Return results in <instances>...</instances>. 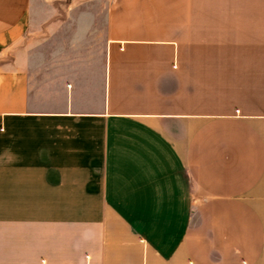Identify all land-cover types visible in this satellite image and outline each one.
<instances>
[{
    "label": "crops",
    "instance_id": "1",
    "mask_svg": "<svg viewBox=\"0 0 264 264\" xmlns=\"http://www.w3.org/2000/svg\"><path fill=\"white\" fill-rule=\"evenodd\" d=\"M33 3L0 0V264H264V0H110L93 98L32 85Z\"/></svg>",
    "mask_w": 264,
    "mask_h": 264
},
{
    "label": "rangeland",
    "instance_id": "2",
    "mask_svg": "<svg viewBox=\"0 0 264 264\" xmlns=\"http://www.w3.org/2000/svg\"><path fill=\"white\" fill-rule=\"evenodd\" d=\"M109 2L34 0V8L44 14L24 46L33 86L56 97L63 86L98 96L105 84Z\"/></svg>",
    "mask_w": 264,
    "mask_h": 264
}]
</instances>
